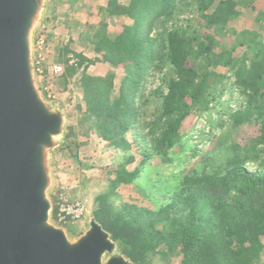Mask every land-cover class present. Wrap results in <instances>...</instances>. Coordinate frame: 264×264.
<instances>
[{
    "label": "trees",
    "instance_id": "trees-1",
    "mask_svg": "<svg viewBox=\"0 0 264 264\" xmlns=\"http://www.w3.org/2000/svg\"><path fill=\"white\" fill-rule=\"evenodd\" d=\"M253 3L247 0L243 6L253 8ZM106 6V17L118 19V33L87 27L82 36L98 56L94 62L108 68L103 74L78 73L90 61L73 54L78 63L69 65L71 51L63 47L54 60L63 71L53 78L62 90L79 74L84 119L95 124L101 138L121 149H135L143 164L153 156L167 160L170 150L180 145L185 127L197 119L194 113L201 106L208 110L227 80L242 103L226 114L227 131L216 145L223 146L231 133L249 125L257 128L250 142L260 149L250 153L257 159L254 172L245 163L248 146L241 155V147L229 143L219 163V158L203 157L199 170H186L162 194L166 203L156 210L113 207L115 189L132 182L139 170L128 172L125 164L118 165L108 191L98 198L94 218L134 264H146L152 254L178 256L179 264H264V44L252 37L243 47L246 35L231 27L237 11L234 0H107ZM192 8L194 30L191 25L175 28L177 14ZM254 22L264 24V10L256 12ZM220 36L231 42L222 44ZM196 61L202 65H193ZM217 67H229L228 76L217 73ZM162 70L159 82L165 94L158 91L154 120L147 121L141 117L142 92L153 73ZM73 146L70 142L66 147L72 151ZM131 161L132 154L127 163ZM56 212L55 206L54 220Z\"/></svg>",
    "mask_w": 264,
    "mask_h": 264
},
{
    "label": "rangeland",
    "instance_id": "rangeland-1",
    "mask_svg": "<svg viewBox=\"0 0 264 264\" xmlns=\"http://www.w3.org/2000/svg\"><path fill=\"white\" fill-rule=\"evenodd\" d=\"M90 1L91 3L86 6L84 0H46V11L34 35L33 57L37 85L51 104L62 109L67 121L65 142L52 153L54 186L50 198L53 209L59 196H64L69 201L80 203L85 210L83 218L75 223L59 225L53 219L55 224L65 228L71 238L79 236L86 229L89 219L94 217L93 213L98 208V198L108 191L109 180L114 176L113 171L118 165L125 164L124 168L128 172L139 170L132 182L115 189V195L111 200L113 207L119 209L126 204L156 210L166 203L162 194L173 188L186 170L192 167L199 170L203 157L219 158L220 161H216L219 163L224 159L223 156L226 154L224 148L229 143L241 147V150H238L241 155L245 154L242 148L248 146L249 154L245 156V163L248 171L254 172L257 159L252 158L250 153L256 154L260 149L250 142L257 128L249 125H242L231 133L223 142V146L216 145L218 139L227 131V126L223 122L227 119L226 114L237 109L242 103L241 95L236 89L231 88L227 80L219 86L216 102L211 104L208 110H203L201 106L200 111L194 113L197 119L185 127L180 145L170 150L167 160L153 156L150 161L143 164L140 154L135 149H121L101 138L96 132L95 124L85 120L79 74L68 79L66 89L58 90L53 79L56 76L50 73V66L57 64L54 60L59 49L63 47H68L72 53L67 56L68 64L69 56H72L77 65L78 61L73 54L82 55L90 62L93 61L84 62L78 73L85 70L89 74H103L108 68L105 64L94 62L98 56L93 52L87 38L82 35L88 31L87 27L94 29L99 27L107 31L108 35L117 34L120 29L118 19L106 17L107 0ZM234 1L237 3V11L231 27L246 35L244 40L246 45L243 47L249 45V39L252 37L264 44V24L258 25L254 22L256 12L264 10V0H254L253 8L243 6L247 0ZM184 4L180 8H183ZM176 6L180 5L176 3ZM194 20L195 13L192 8L189 13L187 11L177 14L174 27L185 30L192 26L193 31ZM220 41L224 45L231 42L224 36H220ZM238 63L240 70L243 63L241 61ZM192 64L199 66L202 65V61ZM228 68L217 67L216 72L228 76ZM162 72L164 70L155 71L142 92L143 100L147 102L144 105L142 100L139 107L140 111L144 112L141 117L147 121L154 120V104L158 91L165 94V89L159 82ZM147 131L145 128L144 133ZM70 142L74 145L71 147L72 151L66 147ZM131 154L133 161L127 163ZM118 250L120 251L119 248ZM146 264H179V257L152 254L146 258Z\"/></svg>",
    "mask_w": 264,
    "mask_h": 264
},
{
    "label": "water",
    "instance_id": "water-1",
    "mask_svg": "<svg viewBox=\"0 0 264 264\" xmlns=\"http://www.w3.org/2000/svg\"><path fill=\"white\" fill-rule=\"evenodd\" d=\"M46 0H0V264H134L94 217L75 238L54 223L52 153L61 108L41 93L34 35Z\"/></svg>",
    "mask_w": 264,
    "mask_h": 264
},
{
    "label": "built area",
    "instance_id": "built-area-1",
    "mask_svg": "<svg viewBox=\"0 0 264 264\" xmlns=\"http://www.w3.org/2000/svg\"><path fill=\"white\" fill-rule=\"evenodd\" d=\"M69 65H76V61L72 56H69ZM39 72V70H36ZM63 68L59 64L50 66V73L58 76L62 73ZM56 219L54 220L59 225L75 223L80 221L84 216V207L80 203L69 201L64 196H59L56 203Z\"/></svg>",
    "mask_w": 264,
    "mask_h": 264
}]
</instances>
